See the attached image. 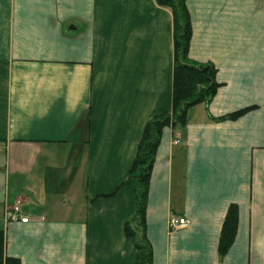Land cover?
<instances>
[{
	"label": "crops",
	"instance_id": "obj_1",
	"mask_svg": "<svg viewBox=\"0 0 264 264\" xmlns=\"http://www.w3.org/2000/svg\"><path fill=\"white\" fill-rule=\"evenodd\" d=\"M185 3L188 58L212 64L219 86L184 127L162 130L146 203L152 264H264V0ZM172 74V14L154 0H0L6 257L135 264L133 188L121 185L145 123L171 108ZM232 204L236 234L220 256ZM172 216L188 225L171 229Z\"/></svg>",
	"mask_w": 264,
	"mask_h": 264
},
{
	"label": "trees",
	"instance_id": "obj_2",
	"mask_svg": "<svg viewBox=\"0 0 264 264\" xmlns=\"http://www.w3.org/2000/svg\"><path fill=\"white\" fill-rule=\"evenodd\" d=\"M157 5L170 9L173 28L172 98L169 111H163L148 120L136 149L126 180L121 186L133 188V214L124 225V234L137 250L135 264H152V252L145 237L146 203L150 175L161 133L166 126L184 127L188 110L196 104H207L219 84L216 69L210 63H197L188 58L191 23L185 0H154ZM249 108L227 114L220 119H234ZM237 206H229L222 224L218 253L224 255L232 244L237 229ZM4 234L0 231V264H20L17 258L4 255Z\"/></svg>",
	"mask_w": 264,
	"mask_h": 264
},
{
	"label": "built area",
	"instance_id": "obj_3",
	"mask_svg": "<svg viewBox=\"0 0 264 264\" xmlns=\"http://www.w3.org/2000/svg\"><path fill=\"white\" fill-rule=\"evenodd\" d=\"M174 143H177V140H174ZM12 214L10 215L11 220H18V207L14 206L12 209ZM20 222L26 223V222H37V219H29L28 217H20ZM168 225L171 229L179 228V227H185L188 225V220L185 218H177V217H170L168 220Z\"/></svg>",
	"mask_w": 264,
	"mask_h": 264
}]
</instances>
